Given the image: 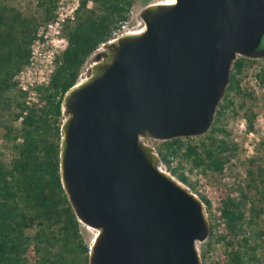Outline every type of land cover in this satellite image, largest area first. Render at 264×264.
<instances>
[{"label":"water","instance_id":"obj_1","mask_svg":"<svg viewBox=\"0 0 264 264\" xmlns=\"http://www.w3.org/2000/svg\"><path fill=\"white\" fill-rule=\"evenodd\" d=\"M139 15L143 28L106 42L62 95L60 183L96 230L87 264H202L205 205L140 138L208 129L232 60L256 54L264 0L154 2Z\"/></svg>","mask_w":264,"mask_h":264},{"label":"trees","instance_id":"obj_2","mask_svg":"<svg viewBox=\"0 0 264 264\" xmlns=\"http://www.w3.org/2000/svg\"><path fill=\"white\" fill-rule=\"evenodd\" d=\"M11 0H0V264H87L93 239L76 218L59 179L60 124L64 118L62 95L73 86L86 59L112 38L129 17L132 0H81L63 34L67 44L55 59L47 86H36L35 101L25 103L15 74L26 64L35 28L52 17L55 0H38L39 16L25 15ZM245 56H236L228 82L208 129L200 135L155 140L158 164L173 179L195 193L212 220L202 250L211 251L216 264H256L255 246L244 226L264 214V155L246 160L244 174L222 191L215 207L203 193L201 180L230 168L235 144L225 140V115L233 111L231 93L242 95L238 74ZM255 77L263 85L264 66ZM253 113L245 115L250 128ZM3 149L9 151L8 160ZM253 196L254 202L250 199ZM257 201V203H255ZM213 213V214H212ZM222 229L221 232H219ZM215 230V231H214ZM222 246V254L214 251Z\"/></svg>","mask_w":264,"mask_h":264},{"label":"rangeland","instance_id":"obj_3","mask_svg":"<svg viewBox=\"0 0 264 264\" xmlns=\"http://www.w3.org/2000/svg\"><path fill=\"white\" fill-rule=\"evenodd\" d=\"M38 0H11L10 3L20 12L25 15L39 16V9L37 8ZM132 5L129 10L128 20L124 23V28L120 31L137 32L143 28V22L140 18V11L149 3L161 2L164 0H132ZM102 46L98 47L97 50L101 49ZM264 32L260 38L258 46L255 48L256 54L253 56H247L244 67L239 78V88L242 95L230 94L233 100L234 113H228L225 115L224 120V130L227 132L225 140L229 143L235 144V150L233 151V156L231 157L230 168L224 170L223 174L216 175L214 173L208 174L207 177L201 180L203 193L206 198L211 202L212 209L211 212H216V206L218 205V199L223 189L226 191L230 189L244 174V169L246 166V160L250 156H260L263 148L258 144L259 141L264 142V99H263V85L255 77L256 73L259 72L260 68L264 66ZM96 50L86 59L82 65L79 76L83 79L89 70V65L93 61V55ZM264 84V78H263ZM253 113L254 118L251 120L250 128H248L247 121L245 120V115L248 113ZM1 130V128H0ZM1 134V132H0ZM142 142L153 148L155 141L154 139L142 137ZM5 147L2 144L0 136V148ZM3 158L8 160L9 151L3 149ZM259 161L264 165V155ZM250 199L254 202V197L250 196ZM257 203V201H255ZM204 212L210 223L212 217L209 212ZM212 213V214H213ZM211 222V223H212ZM253 223L244 226L245 234L249 235V244L255 246L256 264H264V214H260L256 217ZM87 232V239L92 238L96 233V230L85 226ZM220 230V229H219ZM215 231V230H214ZM222 229L219 231L221 232ZM92 240V239H91ZM203 243L196 242L195 247L199 253L200 249L203 247ZM216 254L221 256L222 246L219 244L214 248Z\"/></svg>","mask_w":264,"mask_h":264},{"label":"built area","instance_id":"obj_4","mask_svg":"<svg viewBox=\"0 0 264 264\" xmlns=\"http://www.w3.org/2000/svg\"><path fill=\"white\" fill-rule=\"evenodd\" d=\"M80 1L55 0L52 17L35 28L33 38L28 45L27 62L14 76L16 87L25 92V103L29 104L31 101H35L36 86L48 85L49 78L56 64L55 59L65 49L67 44L63 28L66 23L73 19L74 11L78 8ZM123 28L124 24L113 32L112 38L108 41L114 40L121 34L130 33L128 31H120ZM104 44L101 43L98 47ZM80 80L82 79L78 75L76 82ZM158 168L164 171L159 164Z\"/></svg>","mask_w":264,"mask_h":264},{"label":"flooded vegetation","instance_id":"obj_5","mask_svg":"<svg viewBox=\"0 0 264 264\" xmlns=\"http://www.w3.org/2000/svg\"><path fill=\"white\" fill-rule=\"evenodd\" d=\"M260 52H264V50L260 51ZM206 247V246H205ZM205 247L203 248L202 250V258H203V262L204 264H211L209 261H208V257H210V253L211 251H209V249H206L205 250ZM216 264H221V261L216 263Z\"/></svg>","mask_w":264,"mask_h":264},{"label":"bare ground","instance_id":"obj_6","mask_svg":"<svg viewBox=\"0 0 264 264\" xmlns=\"http://www.w3.org/2000/svg\"><path fill=\"white\" fill-rule=\"evenodd\" d=\"M171 2H172V0H164V1H161V3H171Z\"/></svg>","mask_w":264,"mask_h":264},{"label":"clouds","instance_id":"obj_7","mask_svg":"<svg viewBox=\"0 0 264 264\" xmlns=\"http://www.w3.org/2000/svg\"><path fill=\"white\" fill-rule=\"evenodd\" d=\"M174 2V1H173Z\"/></svg>","mask_w":264,"mask_h":264}]
</instances>
